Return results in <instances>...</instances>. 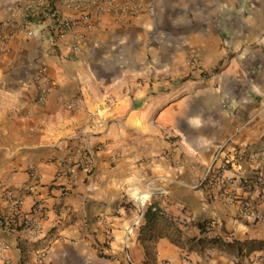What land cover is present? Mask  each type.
I'll use <instances>...</instances> for the list:
<instances>
[{
    "label": "crops",
    "instance_id": "0c3cea01",
    "mask_svg": "<svg viewBox=\"0 0 264 264\" xmlns=\"http://www.w3.org/2000/svg\"><path fill=\"white\" fill-rule=\"evenodd\" d=\"M16 1L0 0V20ZM140 1L138 16H104L76 49L73 31L11 40L0 64V213L14 216L16 199L20 224L37 202L45 216L39 227L0 224V264H264V250H189L171 238H199L207 220L213 236L264 240V221L240 203L193 188L227 141L264 150V0ZM41 66L55 82L43 103ZM151 203L177 222L161 220L152 240L142 236Z\"/></svg>",
    "mask_w": 264,
    "mask_h": 264
},
{
    "label": "built area",
    "instance_id": "2783aa9c",
    "mask_svg": "<svg viewBox=\"0 0 264 264\" xmlns=\"http://www.w3.org/2000/svg\"><path fill=\"white\" fill-rule=\"evenodd\" d=\"M144 10V4L140 0H17L10 6L7 14L0 20V64L4 56L11 51L10 42L16 33H23L30 38L40 40L52 39L53 43L69 32H75L73 49L85 37L99 27L100 19L111 15L117 24L124 22L125 17L138 16ZM22 12L24 19L19 25L18 14ZM193 64L197 65L196 59ZM37 87V101L43 103L55 82L49 76L47 66H41L35 76ZM78 101L71 100L67 108L75 110ZM92 117V116H91ZM232 140V139H231ZM248 164L249 169H246ZM80 167H85L86 160L79 162ZM59 177H68L70 183L73 180L74 168L63 166L58 173ZM194 189H202L209 198H220L231 203L241 204V213L255 222L264 221V150L248 152L243 148L231 147L230 142L223 144L214 154L213 161L203 174L200 181L193 186ZM69 189L62 188V193L67 194ZM10 195V194H9ZM256 195L258 200L252 199ZM19 202L11 201V212L14 216L5 217L0 213V224L6 230H16L19 225L39 227L40 220L45 216V206L37 202L32 221L19 223L15 218ZM152 206V203L150 204ZM157 211L158 207L153 206ZM166 216L169 214L161 208ZM145 213H143L144 215ZM209 236L212 226L210 224ZM228 239L231 236L227 235ZM130 264H136L128 255Z\"/></svg>",
    "mask_w": 264,
    "mask_h": 264
},
{
    "label": "trees",
    "instance_id": "16d2710c",
    "mask_svg": "<svg viewBox=\"0 0 264 264\" xmlns=\"http://www.w3.org/2000/svg\"><path fill=\"white\" fill-rule=\"evenodd\" d=\"M153 206H157L158 210L154 211ZM146 217V224L144 225L142 229V236L145 235L146 239H155L157 236H161L164 233L159 231L161 220L167 221V226H176L177 222L174 221L173 217H170L169 215L166 216L164 213H162L161 207L156 204L152 203V206H149V209L145 213ZM197 226L199 227L201 231V236L199 238H191L188 239L185 243L179 241L177 237L171 236L172 240L180 245H188L189 250H200L203 251L206 248H222L230 252H235L239 256H245L249 255L250 253L257 251V250H264V240H245L240 241L237 239H223L220 236H214L210 237L209 232V226L210 221L202 220L196 222ZM24 227V224L19 225L17 228L21 229Z\"/></svg>",
    "mask_w": 264,
    "mask_h": 264
}]
</instances>
